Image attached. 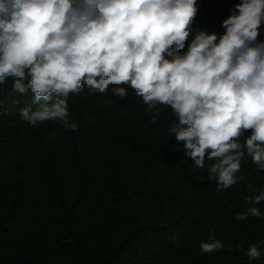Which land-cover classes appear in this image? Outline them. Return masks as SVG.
I'll return each mask as SVG.
<instances>
[{
    "label": "clouds",
    "instance_id": "1",
    "mask_svg": "<svg viewBox=\"0 0 264 264\" xmlns=\"http://www.w3.org/2000/svg\"><path fill=\"white\" fill-rule=\"evenodd\" d=\"M197 11V0H0V86L12 77L14 91H31L33 104L45 101L19 110L28 125L59 121L76 131L70 93L87 87L102 94L114 85L123 98L127 85L149 109H172L169 132L183 142L173 150L201 169L206 156L215 158L209 179L227 190L242 179L236 174L245 152L264 170V40L257 39L264 0H241L222 33L199 31L182 51ZM245 200L253 206L235 219H264L255 206L264 191ZM224 248L211 237L200 244L203 253ZM244 254L251 264L264 248L249 244Z\"/></svg>",
    "mask_w": 264,
    "mask_h": 264
},
{
    "label": "trees",
    "instance_id": "2",
    "mask_svg": "<svg viewBox=\"0 0 264 264\" xmlns=\"http://www.w3.org/2000/svg\"><path fill=\"white\" fill-rule=\"evenodd\" d=\"M217 23V17L193 21L182 51H187L188 43L199 31L208 32ZM13 79L7 78L6 83L0 86V187L14 199L11 205H8V200L0 201V264H153L156 249L145 242L152 239L172 242L177 227L185 224L188 215L195 211L198 199L191 200V196H187L181 218L171 220L167 216L169 204L178 198L179 193L166 178L155 186L153 207L150 201L141 207L137 201L141 189H128L125 183L117 180L111 186L110 199L112 210L120 218V228L112 231L111 221L106 220L100 226L102 229L96 239L93 219L103 200L102 191L99 190L83 206L86 176L82 157L85 138L92 125L96 120L108 121L107 138L115 148L140 155L146 166L164 163L176 169L196 190L207 192L217 189L215 180L209 179L208 169L199 173L195 170L194 161L184 157L183 150H173V147H182L183 142L175 141L174 133L169 132L176 121L172 109L166 105L149 109L127 85H121L127 90L123 98L112 93L114 85L102 94L90 93L85 87L82 92L70 93L67 98L69 119L78 124L76 131L65 130L59 121H44L38 126H30L21 120L19 110L31 107L35 111L45 101L41 99L39 104H33L31 91L24 94L14 91ZM158 109H162L159 115ZM153 116H157L155 123L151 121ZM250 133L251 130L239 137L242 145ZM64 156H68V169L77 175L76 185L72 187L69 184L71 190L67 188L66 180L61 179L59 171L60 159ZM205 161L210 162L207 156ZM244 161L242 158L241 164ZM37 162L41 163L40 170L35 168ZM252 171L264 183V170H258V166L252 163ZM32 175L37 177L33 179ZM35 185L40 188L36 196L33 193ZM24 190L34 243L26 246L23 240H15L7 246L5 234L8 232L7 223L13 217L12 205ZM245 198L246 195L247 211L253 205L246 203ZM205 208L201 212L203 227L208 226L225 245L224 249L216 251L218 259L215 264H249L244 254L249 244L264 248V224L259 222V217L249 215L252 228L244 232L227 208L211 206L208 201ZM259 210L262 212V205ZM182 249L176 259H170L171 264H204L197 245L192 250L188 245ZM251 264H264V255Z\"/></svg>",
    "mask_w": 264,
    "mask_h": 264
},
{
    "label": "rangeland",
    "instance_id": "3",
    "mask_svg": "<svg viewBox=\"0 0 264 264\" xmlns=\"http://www.w3.org/2000/svg\"><path fill=\"white\" fill-rule=\"evenodd\" d=\"M199 2L197 6V15L194 21L198 22L202 19L209 17H217L218 23L214 25L208 33L216 32L222 33L224 29L221 27L222 21L229 15V9L235 4L233 1H215V0H197ZM258 40H264V26L261 25V34L257 38ZM108 125L109 122H103V120H96L92 125L91 131L85 138L84 156L82 157L83 167L85 171V192L83 196V206L86 202L94 197V195L101 190L103 200L100 202V207L97 208V214L93 219L94 233L96 236L101 232L100 226L106 221H111L110 229L116 231L120 228V218L117 216L111 208L110 195L112 192V185L115 181L120 180L125 183L128 189L136 188L141 189V194L138 196L137 201L140 206L150 201L153 207L154 201L152 200V194L154 193L155 186L161 183L164 178L169 184H174L177 188L179 196L173 200L169 205L167 216L172 220L174 218H181V212L183 211V205L186 202L187 196H191L192 199H198V204L195 207L193 214L188 215V220L185 224L177 227L176 234L173 236L172 242H163L159 240H147L146 245H152L156 249V256L153 259V264H171L170 259L177 258V254L182 253V247L188 245L192 250L197 245L200 248L201 242H208L211 238L222 240L219 236L215 235L209 227H203L202 225V209H206L207 201L211 206L218 205L221 208H227L233 213L234 219L238 213L246 212V205L244 202V196L254 197L264 191V183L257 179L256 175L252 171V159L251 156L245 152L244 162L241 164L240 171L236 174L242 179L238 180L236 184L231 186L227 190L217 191L211 190L207 192H201L194 189L174 168L167 166L164 163L146 166L142 163L140 155L133 154L129 150L121 148H115L113 144L108 140ZM249 134V130L245 131L241 136ZM240 137V138H241ZM238 142L241 140L238 138ZM242 144V143H241ZM243 149V148H242ZM241 149V150H242ZM243 151V150H242ZM215 159L207 163L205 161V168L201 169L196 167L199 173H203L208 169V166L215 163ZM68 156H64L60 159L61 179L66 180V186L68 189H72L76 185L77 175L75 172L68 169ZM36 170L41 169V163L35 164ZM33 179L37 176L32 175ZM37 184V183H36ZM69 184L71 186H69ZM40 191L39 186H33L34 196ZM11 205L14 200L12 196L8 195V192L0 187V201L7 202ZM153 203V204H152ZM0 203V207H1ZM27 196L26 191H22L17 197V202L12 205L13 217L7 223L8 232L6 235V245H11L12 242L23 240L26 246H32L33 239V226L29 220V215L26 208ZM259 207L262 205V212H264V201L256 204ZM260 223L264 224V219L260 218ZM237 226L241 227L244 232H249L252 228L248 218L244 221H237ZM4 224L3 226H5ZM200 254L204 260V264L216 263L218 259V252L203 253L199 249Z\"/></svg>",
    "mask_w": 264,
    "mask_h": 264
}]
</instances>
